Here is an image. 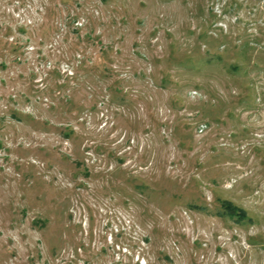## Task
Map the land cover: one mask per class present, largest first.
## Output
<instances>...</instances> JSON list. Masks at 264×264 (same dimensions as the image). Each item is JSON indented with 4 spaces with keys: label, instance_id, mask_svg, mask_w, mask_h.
Here are the masks:
<instances>
[{
    "label": "rangeland",
    "instance_id": "rangeland-1",
    "mask_svg": "<svg viewBox=\"0 0 264 264\" xmlns=\"http://www.w3.org/2000/svg\"><path fill=\"white\" fill-rule=\"evenodd\" d=\"M0 264H264V0H0Z\"/></svg>",
    "mask_w": 264,
    "mask_h": 264
},
{
    "label": "trees",
    "instance_id": "trees-1",
    "mask_svg": "<svg viewBox=\"0 0 264 264\" xmlns=\"http://www.w3.org/2000/svg\"><path fill=\"white\" fill-rule=\"evenodd\" d=\"M225 209L229 215H235L236 214L241 219L244 218V216H245L244 212L234 208V206H232L229 202L225 203ZM235 210H236V212H235Z\"/></svg>",
    "mask_w": 264,
    "mask_h": 264
}]
</instances>
